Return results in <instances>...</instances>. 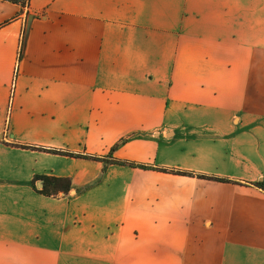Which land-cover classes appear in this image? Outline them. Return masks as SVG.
Wrapping results in <instances>:
<instances>
[{
  "label": "crops",
  "instance_id": "crops-1",
  "mask_svg": "<svg viewBox=\"0 0 264 264\" xmlns=\"http://www.w3.org/2000/svg\"><path fill=\"white\" fill-rule=\"evenodd\" d=\"M259 183L264 0H0V264H264Z\"/></svg>",
  "mask_w": 264,
  "mask_h": 264
},
{
  "label": "trees",
  "instance_id": "trees-1",
  "mask_svg": "<svg viewBox=\"0 0 264 264\" xmlns=\"http://www.w3.org/2000/svg\"><path fill=\"white\" fill-rule=\"evenodd\" d=\"M9 1L15 4H19L22 7H26L30 0H5ZM53 153H62L57 150H47ZM70 156H73L72 154H68ZM115 164L118 165H130V166H137V164L128 162V161H121V160H114L113 161ZM141 167H145L143 165H139ZM186 174H191L187 173ZM211 178L212 180H221L219 178L215 177H208ZM34 180H41L43 181V187L39 190V192L45 196H57L60 193H65L68 194L72 190V182L69 178H56V177H48V176H37ZM258 186L264 189V185L262 183H259Z\"/></svg>",
  "mask_w": 264,
  "mask_h": 264
},
{
  "label": "rangeland",
  "instance_id": "rangeland-1",
  "mask_svg": "<svg viewBox=\"0 0 264 264\" xmlns=\"http://www.w3.org/2000/svg\"><path fill=\"white\" fill-rule=\"evenodd\" d=\"M43 183V182H40V184Z\"/></svg>",
  "mask_w": 264,
  "mask_h": 264
},
{
  "label": "water",
  "instance_id": "water-1",
  "mask_svg": "<svg viewBox=\"0 0 264 264\" xmlns=\"http://www.w3.org/2000/svg\"><path fill=\"white\" fill-rule=\"evenodd\" d=\"M43 183H41V186H42Z\"/></svg>",
  "mask_w": 264,
  "mask_h": 264
}]
</instances>
